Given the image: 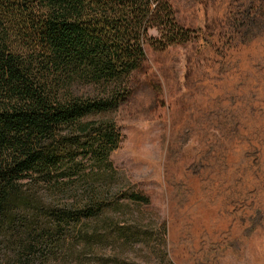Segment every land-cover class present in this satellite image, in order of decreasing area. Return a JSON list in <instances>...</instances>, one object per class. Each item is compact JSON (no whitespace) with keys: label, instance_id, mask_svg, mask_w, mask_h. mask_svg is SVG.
<instances>
[{"label":"rangeland","instance_id":"obj_1","mask_svg":"<svg viewBox=\"0 0 264 264\" xmlns=\"http://www.w3.org/2000/svg\"><path fill=\"white\" fill-rule=\"evenodd\" d=\"M168 1L192 39L147 48L130 95L106 116L120 141L108 157L113 170L97 179L113 201L100 219L153 234L166 227L171 264H264V0ZM86 186L73 194L81 199ZM154 247L151 240L95 250L104 264L115 255L169 264ZM0 264L19 263L0 256Z\"/></svg>","mask_w":264,"mask_h":264},{"label":"trees","instance_id":"obj_2","mask_svg":"<svg viewBox=\"0 0 264 264\" xmlns=\"http://www.w3.org/2000/svg\"><path fill=\"white\" fill-rule=\"evenodd\" d=\"M191 39L168 0H0V256L6 263L70 256L104 264L96 245L149 247L151 240L160 261L169 262L166 227L153 234L100 219L113 201L105 202L97 179L113 170L108 157L120 141L106 116L130 95L147 48ZM79 181L87 183L81 199L73 194ZM67 197L73 201L65 203ZM145 257L143 264L152 263ZM111 260L135 264L118 255Z\"/></svg>","mask_w":264,"mask_h":264}]
</instances>
